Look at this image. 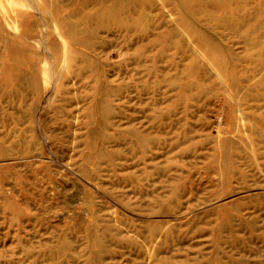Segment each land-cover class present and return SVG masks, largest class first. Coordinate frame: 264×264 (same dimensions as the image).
<instances>
[{
    "label": "rangeland",
    "instance_id": "1",
    "mask_svg": "<svg viewBox=\"0 0 264 264\" xmlns=\"http://www.w3.org/2000/svg\"><path fill=\"white\" fill-rule=\"evenodd\" d=\"M0 264H264V0H0Z\"/></svg>",
    "mask_w": 264,
    "mask_h": 264
}]
</instances>
